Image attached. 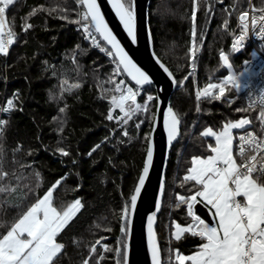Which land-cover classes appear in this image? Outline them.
I'll return each mask as SVG.
<instances>
[{
	"label": "trees",
	"instance_id": "1",
	"mask_svg": "<svg viewBox=\"0 0 264 264\" xmlns=\"http://www.w3.org/2000/svg\"><path fill=\"white\" fill-rule=\"evenodd\" d=\"M222 1L195 0V36L193 0H151L149 6L154 52L176 80L170 106L180 122L155 229L162 264H177L176 252L192 255L203 242L191 233L179 241L172 238L175 224L191 223L187 205L177 207V197L194 194L193 182L184 180L191 159L206 158L211 154L209 145L215 146L214 138L202 132L209 127L220 131L226 123L246 119L248 125L235 133L247 128L259 133V109L246 106L234 88L224 86L223 95L219 88L211 89L220 100L203 95L196 99L198 90L230 74L219 59L220 51L229 57L231 74L240 72L245 58L228 48L241 11L235 13L234 6L227 15L228 5ZM247 3L243 0L242 10ZM255 5L259 7L256 0ZM82 11L77 0H14L6 9L7 30L11 28L16 38L8 54H0V106L14 99L16 108L2 117L6 123L0 129V238L60 179L53 189L52 206L61 210L80 199L82 207L57 237L64 247L55 264H84L86 260L123 264L122 252L116 251L125 241L120 216L142 168L155 102H149L148 110L134 114L125 126L107 120L114 93L106 90H114L121 78L127 86L134 85L125 77H112L111 59L92 49L82 30L70 22ZM194 46L199 51L192 55L189 49ZM62 80L80 87L62 93ZM146 88L137 98L140 104L147 95L154 97V88ZM115 114L122 116L116 110ZM97 144L101 147L89 156ZM61 147L68 156L59 154ZM233 155L238 163L235 149ZM253 177L264 182V175Z\"/></svg>",
	"mask_w": 264,
	"mask_h": 264
},
{
	"label": "snow or ice",
	"instance_id": "2",
	"mask_svg": "<svg viewBox=\"0 0 264 264\" xmlns=\"http://www.w3.org/2000/svg\"><path fill=\"white\" fill-rule=\"evenodd\" d=\"M14 0H0V54H8L9 46L13 44L16 34L7 28L5 13L6 9L12 5ZM83 9L78 13V19L73 22L78 30H82L83 39L90 41L91 47L98 49L111 59L113 64L112 77H125L134 82V87L126 85L124 78L116 81L114 90L109 100L107 113L108 121H117L121 126L128 124L134 114L148 110L149 102L160 99L159 95L153 97L147 95L143 104L137 102L142 91H148L145 86H153L154 80L143 70L126 51L122 41L118 39L114 30L109 26L105 15L101 11V4L97 0H77ZM111 11L115 14L119 25L122 27L126 37L135 45L138 40L137 17L134 0H107ZM197 5L193 0L192 20L193 36H195V18ZM67 19V17H62ZM241 27L246 30L248 22L245 14L240 16ZM225 21V25H227ZM257 21L252 19V25L256 26ZM261 34L264 35V16L260 18ZM31 25H25L29 28ZM245 38V31L232 43V49L237 50L238 45L243 47L242 41ZM149 45H152V38L149 35ZM80 46L77 45V48ZM199 49H189L192 55ZM155 63L166 73L169 79L173 73L161 62L155 52L152 53ZM219 59L224 65L228 66L229 75L225 76L220 84L210 83L207 88L196 92V99L199 101L201 96L220 100V95H214L211 89L219 88L223 95L225 85L230 81L237 86L236 78L231 74L229 57L224 51L219 52ZM111 77H110V81ZM176 81L173 80V84ZM179 83L183 84L181 80ZM79 84H69L67 80L61 81V92L71 93L73 89L79 88ZM261 102H264V94L259 95ZM159 107V105H157ZM16 108L14 99H8L5 106L0 107V114L10 113ZM118 109L122 116L115 114ZM65 109L61 108L63 112ZM199 110V109H198ZM239 111V109H238ZM264 119V113H262ZM178 117L173 113L172 108L168 107L163 112V127L167 134V144L171 145L177 137ZM5 120L0 119V125H4ZM248 120H239L226 123L222 130L214 131L211 127L202 132L204 137H212L215 146L209 145L211 155L206 158L194 156L191 159V167L184 176L185 181L193 182L192 191L194 194L184 197H177L180 204L187 205V214L191 218V223L186 227L175 224V231L172 235L177 241L182 234L191 233L192 237H199L203 242L199 249L192 255H182L176 252L177 264H264V182L258 178H252V174L257 171L253 164L238 165L232 155L233 129H241L247 125ZM136 127L139 129L140 125ZM115 131V129L113 130ZM128 133L125 131L124 135ZM110 137H105L109 140ZM240 140L252 147L253 151H264V141H257L251 133L247 137L240 136ZM100 144L88 155L91 156ZM57 151L61 156H68L69 152L63 147ZM240 155L243 157L244 150L241 149ZM153 163V142L147 139V153L143 160L142 170L139 172L138 181L135 182L134 190L130 195V202H126L121 221V232L126 236L132 225V212L137 208L138 198L141 196L142 189L149 176L150 167ZM260 171L264 173V168ZM61 183L57 179L48 188L42 199H39L34 206L24 215L16 220L6 235L0 238V264H55V258L61 253L64 245L57 242V237L70 221L80 212L82 202L75 199L66 208L58 211L52 206L53 189ZM198 186V187H196ZM164 191V181H160V192ZM242 197V201L238 199ZM200 204L207 209L212 216V222L206 223L201 215L194 209ZM155 206L157 211L151 212L147 216V237L148 251L151 254L152 264H160L159 250L155 243V232L153 229L155 217L161 206L160 195L156 196ZM127 244H122L116 249L117 253H123L124 264L128 261ZM84 264H89L86 260Z\"/></svg>",
	"mask_w": 264,
	"mask_h": 264
},
{
	"label": "water",
	"instance_id": "3",
	"mask_svg": "<svg viewBox=\"0 0 264 264\" xmlns=\"http://www.w3.org/2000/svg\"><path fill=\"white\" fill-rule=\"evenodd\" d=\"M97 2L101 4V11L105 15V19L109 23V26L114 30L118 39L122 41L126 51H128L130 56L134 59V62L145 70L151 78H153L154 85L152 87L154 88L155 97L157 95L160 97L159 100L155 101L154 116L148 136V138H151L153 142V163L150 167L145 187L142 189L141 196L138 198L137 208L131 214L132 225L125 236V243L128 246L127 264H152L151 254L148 251L147 216L151 212L157 211L155 199L157 195H160L161 206L155 217L153 229L156 237L155 243L159 250L160 264H162L160 246L157 241L155 230L158 216L162 208L164 195V191L163 193L160 192V181H164L165 188V172L169 160V153L173 145L180 137V122H178L177 137L171 145L167 144V134L165 133L163 127V112L165 108L171 107L170 100L176 88V83L173 84V80H175V78L172 76V78L169 79L168 75L163 72V70L152 58V53L154 52L153 40L151 46L148 42L149 35H151L149 27V6L151 0H134L138 31V40L135 45L131 44L126 37V33L123 32L122 27L115 18V14L111 11V7L108 5L107 0H97ZM128 81L134 85V82L130 80ZM157 105H159V107H157ZM146 153L147 146L144 158H146ZM194 211L201 215V218L205 219L206 223L212 222V218L210 217L208 210L204 209L203 205L198 204Z\"/></svg>",
	"mask_w": 264,
	"mask_h": 264
},
{
	"label": "built area",
	"instance_id": "4",
	"mask_svg": "<svg viewBox=\"0 0 264 264\" xmlns=\"http://www.w3.org/2000/svg\"><path fill=\"white\" fill-rule=\"evenodd\" d=\"M242 14H245V19L248 22L246 30L241 27L240 16ZM261 16H264V4L257 7L255 5V0H248L247 8L240 12L235 18L234 30L228 44L229 51L233 54H244L245 58L241 62L240 72L238 74H233L236 78L237 86L235 87L231 81L226 86L232 87L242 94L246 106L259 109V133L251 128H247L237 132L234 140L235 153L239 159L237 164H253L257 171L252 174V177L264 175V173L260 171L261 168H264V151H253L252 147L240 140V136L243 135L247 137L248 134L251 133L257 141H264V119H262L264 102H261L259 98V95L264 94V35L261 34ZM253 18L257 21L256 26L252 25ZM226 27L227 25L223 24V28L226 29ZM241 31H245V38L242 41L243 47L238 45L237 50L234 51L232 49V43L241 34ZM86 42L90 44V41ZM228 75L229 74L225 76ZM2 106H4V104L0 107ZM4 115L5 114H0V119H2ZM242 148L244 150L243 157L240 155Z\"/></svg>",
	"mask_w": 264,
	"mask_h": 264
},
{
	"label": "rangeland",
	"instance_id": "5",
	"mask_svg": "<svg viewBox=\"0 0 264 264\" xmlns=\"http://www.w3.org/2000/svg\"><path fill=\"white\" fill-rule=\"evenodd\" d=\"M222 2H225L227 5H228V12H227V15L229 14V13H231V11H230V9H232L234 6H235V8H236V10H235V13H237V12H239V11H244V10H242V5H243V0H223ZM256 3H259V6H262L263 4H264V0H256ZM247 8V7H246ZM225 24V23H224ZM222 29L223 30H226V29H224L223 28V24H222ZM222 82V81H221ZM221 82H219L218 84H220ZM226 86V85H225ZM154 97H155V94H154ZM139 98V97H138ZM116 111H118L119 112V110L118 109H116ZM154 116V115H153ZM153 120V119H152ZM241 120H246V119H241ZM248 125V124H247ZM247 125H244L241 129H243L244 127H246ZM236 130H240V129H233L232 130V135H233V143H232V155H233V150H234V140H235V137H236V133H235V131ZM212 154V153H211ZM210 154V155H211ZM233 159H234V161H235V158L233 157ZM44 197V195L40 198V199H42ZM36 204V203H35ZM34 204V205H35ZM33 205V206H34ZM67 207V206H66ZM65 207V208H66ZM31 208H29L28 209V211L30 210ZM64 209V208H63ZM63 209H61V210H63ZM61 210H58V211H61ZM27 211V212H28ZM26 212V213H27ZM25 213V214H26ZM124 243H125V241H124ZM101 248L102 249H105V245H101ZM122 256H123V253H122ZM117 257V256H116ZM122 260H123V257H122Z\"/></svg>",
	"mask_w": 264,
	"mask_h": 264
},
{
	"label": "crops",
	"instance_id": "6",
	"mask_svg": "<svg viewBox=\"0 0 264 264\" xmlns=\"http://www.w3.org/2000/svg\"><path fill=\"white\" fill-rule=\"evenodd\" d=\"M233 157L235 158L234 155H233ZM235 162L237 163V160H236V159H235ZM252 178H254V177H252ZM238 199L242 201L243 198H242V197H238ZM208 213H209V212H208ZM209 215H210V217L212 218V216H211L210 213H209ZM181 227H186V226H181ZM174 231H175V226H173L172 233H173ZM183 235H184V234H182V236H183ZM172 238L175 239V237H174L173 235H172ZM175 240H176V239H175ZM198 249H199V248H198ZM186 263H187V264H190V262H187V261H186Z\"/></svg>",
	"mask_w": 264,
	"mask_h": 264
}]
</instances>
